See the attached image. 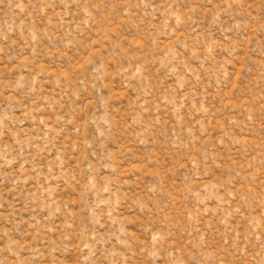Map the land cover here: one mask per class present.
<instances>
[{"label": "rangeland", "instance_id": "374dc122", "mask_svg": "<svg viewBox=\"0 0 264 264\" xmlns=\"http://www.w3.org/2000/svg\"><path fill=\"white\" fill-rule=\"evenodd\" d=\"M0 264H264V0H0Z\"/></svg>", "mask_w": 264, "mask_h": 264}]
</instances>
